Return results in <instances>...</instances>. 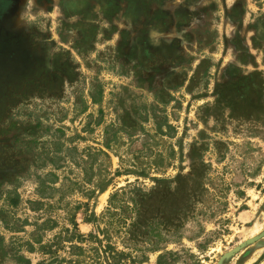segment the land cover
I'll use <instances>...</instances> for the list:
<instances>
[{
  "label": "rangeland",
  "instance_id": "374dc122",
  "mask_svg": "<svg viewBox=\"0 0 264 264\" xmlns=\"http://www.w3.org/2000/svg\"><path fill=\"white\" fill-rule=\"evenodd\" d=\"M10 24L0 264H264V0H20ZM84 203L102 243L73 253Z\"/></svg>",
  "mask_w": 264,
  "mask_h": 264
},
{
  "label": "trees",
  "instance_id": "16d2710c",
  "mask_svg": "<svg viewBox=\"0 0 264 264\" xmlns=\"http://www.w3.org/2000/svg\"><path fill=\"white\" fill-rule=\"evenodd\" d=\"M110 184V180H107L106 182H100L99 184L95 185V189L93 191L90 192L88 198H93L95 192H104L106 190V188L109 186ZM123 189H119L117 192L111 194L109 200H108V207L105 209V213L100 217L97 218L94 213L91 214H87V216H85V219L83 220L85 223L88 224H93L95 226V229L98 230V232H100V228H99V223L103 222V224L106 226L107 224L110 225L112 224V222H110L109 217H114L117 214V207L115 206L114 200L116 198V196L120 193L119 191H122ZM31 205H42V202H29ZM14 204H17V201L14 202ZM119 208L121 206H118ZM81 208H88V204L84 203V204H79L76 208H74L73 212H68V223L70 225V228H65V233L68 234L67 238H66V242L70 245V249L74 251H79L82 252L83 248H81L80 246L76 245V244H80V243H84V242H90L93 239H95V241H98L99 245H101V240L98 238V235H96L95 233H90L88 235H82L79 233L78 230V224L76 222V210L78 211ZM30 210L32 212H36L35 208H30ZM105 221V222H104ZM49 222H53L52 219H46L44 222H42L40 225L37 226L38 229H43L48 227V223ZM116 222H119V220H116ZM50 229V228H47ZM101 233L103 235H106V231L104 232L103 230L101 231ZM106 237V236H104ZM37 243H41V241L39 239H37ZM31 247V246H30ZM50 246L48 245H41V249H45V248H49ZM32 249V248H31ZM115 248L111 247L109 244L106 246H103V257L105 259V264H112L110 261H114V264H118L119 261L122 260V258L126 255L123 252H114ZM115 253V254H114ZM167 257H173L174 255L171 252H164L162 254H160L157 258V262L156 264H174V260H167Z\"/></svg>",
  "mask_w": 264,
  "mask_h": 264
},
{
  "label": "flooded vegetation",
  "instance_id": "af4514ba",
  "mask_svg": "<svg viewBox=\"0 0 264 264\" xmlns=\"http://www.w3.org/2000/svg\"><path fill=\"white\" fill-rule=\"evenodd\" d=\"M20 0H0V60L5 61L1 54L7 52L10 56V50L8 45L10 43L9 38L6 37L15 35L12 32H16L11 28V20L14 17L17 6ZM8 43V45H6ZM5 54V53H4Z\"/></svg>",
  "mask_w": 264,
  "mask_h": 264
}]
</instances>
